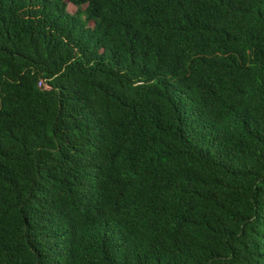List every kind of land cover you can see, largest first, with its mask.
<instances>
[{
  "label": "trees",
  "instance_id": "obj_1",
  "mask_svg": "<svg viewBox=\"0 0 264 264\" xmlns=\"http://www.w3.org/2000/svg\"><path fill=\"white\" fill-rule=\"evenodd\" d=\"M67 1L0 0V264H264V0Z\"/></svg>",
  "mask_w": 264,
  "mask_h": 264
},
{
  "label": "rangeland",
  "instance_id": "obj_2",
  "mask_svg": "<svg viewBox=\"0 0 264 264\" xmlns=\"http://www.w3.org/2000/svg\"><path fill=\"white\" fill-rule=\"evenodd\" d=\"M63 1L66 3V10H67V12L72 13V12L75 11V7L72 4H70L67 0H63ZM90 24L91 23H89V25Z\"/></svg>",
  "mask_w": 264,
  "mask_h": 264
}]
</instances>
